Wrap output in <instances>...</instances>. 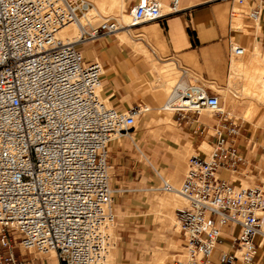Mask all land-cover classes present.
Returning a JSON list of instances; mask_svg holds the SVG:
<instances>
[{
    "label": "built area",
    "instance_id": "obj_1",
    "mask_svg": "<svg viewBox=\"0 0 264 264\" xmlns=\"http://www.w3.org/2000/svg\"><path fill=\"white\" fill-rule=\"evenodd\" d=\"M222 1L232 11L252 1L249 18L261 19L263 0ZM179 2L163 13L157 0H141L130 12L136 25L159 22L177 13ZM91 7L87 0H0V264H24L18 250L54 251L59 264H110L117 224L111 144L149 108L111 106L101 96L102 63L87 61L80 47L124 26L108 19L93 33L81 26L77 42L59 39ZM231 50L246 55L242 46ZM163 110L178 121L203 110L215 118L200 132L210 150L204 153L202 142L189 158L181 187L162 180L164 191L187 202L177 211L186 257L170 264H253L264 242V187L241 182L263 171L241 151L242 123L201 82L176 83ZM227 226L238 236L220 250Z\"/></svg>",
    "mask_w": 264,
    "mask_h": 264
},
{
    "label": "crops",
    "instance_id": "obj_2",
    "mask_svg": "<svg viewBox=\"0 0 264 264\" xmlns=\"http://www.w3.org/2000/svg\"><path fill=\"white\" fill-rule=\"evenodd\" d=\"M140 1L128 0L129 9L139 4ZM172 1L164 0L169 5V8L172 6ZM227 3L222 0H180L179 6H177L179 8L177 13L168 14L158 23L140 24L141 26L139 27L137 25L130 27V29L128 28V30H131L128 32V42L120 40L118 33V37L115 34L93 39V43H96L93 47L94 50L85 48L83 52L87 61L96 59L104 67L102 98L107 99L114 107L125 110L137 106L148 107V105L156 106L159 104L160 99L155 95L154 89L156 90L160 87L153 85L158 80L156 70L148 61L147 53L144 51L153 55L155 53L144 39L133 41L129 35L130 32H138L151 44L153 40L150 39L146 30L154 25L159 27L165 39V46L162 51L165 54L169 53L170 56H181L185 62H191L190 57H196L197 63H191L203 69V78L206 81H209L210 74L221 79L224 78L226 50L227 46H232L233 40L235 43L249 49L246 61L250 60L252 53L257 50L264 64V0L260 21L254 22L250 18H245L244 26L247 32H235V35L232 32L231 24L224 27L217 15V10L225 9L224 6ZM161 23L165 25V28L161 26ZM124 43H128V45ZM141 48H143V52H139L138 49ZM165 62L168 61H164L163 64ZM176 66L178 67L177 64ZM181 73L179 84L181 86L191 84L187 71L182 70ZM148 108L149 111L140 116V118L152 119L159 116L155 108ZM250 109V106L243 109L246 116ZM257 113L258 111L249 118L252 119ZM174 122L178 126L173 132H167L161 136L159 133L161 129H157L160 137H154L145 130L139 131L134 128L129 132L128 136L114 140L111 144V182L115 191V213L119 216L117 264H144L139 261H133V251L128 250V223L135 226L136 223L142 221L138 220L137 212L140 206L136 200V194L139 192L136 185L149 175L150 170L151 172H158L155 165L163 170H169L173 163L183 162L184 158L179 153L183 152L187 145H191L192 149H195L197 153L202 142L207 143L208 141L200 133L202 128L214 125L211 121L202 118V115L193 114H189L181 121L174 117ZM162 123L166 122L162 121ZM239 144L249 163L260 167L262 163L260 159L264 157V130H256L248 126L244 127ZM184 176L182 175V179ZM249 178L258 179L259 175L254 172L245 180ZM160 198L156 202L157 207L159 206ZM129 215H133V218L128 220ZM158 218L160 222H163V227H170L169 223L163 220L160 215ZM145 221L144 219L143 224L136 226L137 229L139 227H147ZM130 231L137 232L134 228H131ZM143 233L146 234L145 232ZM222 233L224 240L223 248H220V250L230 249L238 236V230L233 226H227L222 228ZM129 237L137 238L139 234H132ZM257 242L260 243V240L258 239ZM154 256L157 259L161 257L158 251H155ZM212 262L213 264H222L216 258ZM236 264L242 263L237 262ZM253 264H264V242L261 243Z\"/></svg>",
    "mask_w": 264,
    "mask_h": 264
},
{
    "label": "rangeland",
    "instance_id": "obj_3",
    "mask_svg": "<svg viewBox=\"0 0 264 264\" xmlns=\"http://www.w3.org/2000/svg\"><path fill=\"white\" fill-rule=\"evenodd\" d=\"M260 1L261 0H257L258 3H260ZM157 2L161 4L163 13H167L170 11L169 5L166 4L164 0H157ZM224 7L226 9V14H227L226 26H229V24H231L233 34L235 35L237 32L238 33L247 32V29L244 26V19L249 18L250 11L253 8L252 1H250L249 3L246 2L242 6L236 4L234 7L235 9H233V11H232V5L230 3L225 4ZM240 12L242 15L240 14ZM125 13L130 14L128 0L126 1ZM105 17L106 18L99 19L97 22H94L92 25H86L87 24L86 23L85 24L86 26H84V29L88 33H93L94 30L100 24L105 22V19H112V20L116 19L118 21H122L120 15L109 14V15H106ZM129 21L131 23L133 20L131 19L128 20V23ZM151 23H158V22L152 21V22L143 23L141 25H148ZM141 25H138L137 27ZM161 26L165 28V25H163L162 23H161ZM78 27L80 28L81 25L79 24ZM116 36L118 37L117 33H116ZM130 36L133 39V41L136 39H141V38L146 41L150 49H152V51L155 53V55H153L152 53L147 52L148 53L147 56L151 60H153V64H156V66L154 65V68L155 67L157 68L158 65H160V62L163 63L164 61H171L178 65L177 67L174 64L172 66L173 68L169 69L170 71V72L168 71V74L170 75L168 76L169 78L164 77V75L157 76L158 78V80L156 81L157 85L155 83L153 85L155 87L159 86L160 88L156 90L154 89V91L161 90L164 88V86H166L164 97L160 99L159 104H157L156 106L148 105V107H150L151 109L155 108L157 114L159 115L157 118H152V119H158V118L163 117L164 115H168L170 121H168L167 123L169 124L162 123L156 120H155L156 121L155 123L153 122L152 124H150L152 120L151 118L148 119L146 117L145 118L139 117L137 119L136 126H135L137 130L139 131L145 130L149 132L151 135H153L154 137H160V135L162 136L166 134L167 132H173L177 129L178 125L176 124V122H174L173 113L169 111H164L163 107L168 101V97L171 94V90L173 86L176 83H178V81L181 79L182 70L187 71L191 84L201 82L205 84L207 87H209L210 89H212L213 92L217 93L220 96V102L222 104V107L226 111V113L239 119L240 123H242L243 128L248 126L256 130L258 129L264 130V99H263L264 96L260 95V93L256 94V93L251 92L244 76L238 77L237 79L233 81L234 83L229 84V81H230L229 77L232 72V66H233L234 61H239L242 59V57H237L231 50V47H236V45H239L235 43L234 40L232 42V46H227L224 78L221 79V78H218V76L210 74L209 81H206L203 78V69L201 67H198L191 62H185L181 56L175 57V56H170L169 53L165 54L163 51L160 50L159 46L155 42L151 41L152 45L149 44V42L143 36H141L138 32H131ZM126 41L128 42V40ZM124 44L128 45V43H124ZM131 44L135 46L134 43H131ZM95 45L96 43H93V39H89V40H86L80 47L82 48V50H84L85 48L94 50L93 47ZM139 45H142V44H139ZM138 50L139 52L141 51L143 52V48L138 49ZM248 53H249V49H248L247 54L244 56V59H246V57L248 56ZM256 53L260 54L256 50L254 53H252V55ZM260 64L263 65L264 67V64L262 61L260 62ZM228 66H229V72H228ZM228 84L232 88H230ZM229 89L230 90L232 89V90L228 91ZM235 91H237L236 93L237 96L236 94L234 95L232 94V93H235ZM109 104L113 106L110 102ZM256 104H258L259 110H258L257 115L251 119L249 118L250 112L248 114L247 113L248 111H247L246 113L248 115L246 116L245 111H243V109L247 108V106H250V107L256 106ZM201 115H202V118L208 121H211L213 124H215V118L213 117L211 112H209L208 110H203ZM158 128L161 129V132H159L160 135L158 134V131H157ZM201 150L204 153H208L210 150V147L209 145H205L204 147L201 148ZM195 154H196V150L189 148L186 151L185 156L183 157L184 158L183 162L178 163V164L173 163L169 170H163L159 166L155 165L156 170L159 172L160 176L164 180L169 182L175 188L179 189L181 187L182 180H183L182 175H185L187 172L188 160L191 156ZM260 160L262 163L259 169L261 168L263 173L260 175L258 179L249 178L248 180H242L241 183L243 186L260 185L264 187V157H262ZM158 172H154V171L151 172L150 170L149 175H147V177H145L142 181H140L139 184L136 185L138 186V189H139V192L136 194V200H137V204L140 206L137 214H138V220H142V221H140L139 223H136L135 226L130 225L128 223V250L133 251V255H134L132 259L133 261H139L144 264H170L175 259L182 260V259H185L186 257L185 256L186 252L184 250L183 240L180 234V228H179V224L177 220V211L179 209H183L186 206L187 202L185 201L184 198L176 196V194L166 192L162 189V180H161V177H159ZM164 195H170V196L175 197L176 199V202L172 209L171 217L170 218L161 217L163 220L169 223L170 227L168 228L163 227V222L159 221V218H158L159 211L156 206V202L159 199V197H162ZM151 200L154 202V206ZM115 204H116V200H115ZM132 218H133V215H131L128 218V220ZM144 219L146 220L145 222H146L147 227H139L138 228L140 230L139 231L136 226L138 225L140 226V224H143ZM117 220H118L117 225L111 231L114 245L110 250V255H109L110 264H117L116 255H117V241H118L117 231H118L119 216H117ZM131 228L136 229L137 232L130 231ZM143 232H145L146 234H144ZM137 233L139 234V237L137 238L129 237L130 235L137 234ZM155 251H158L160 253L161 255L160 258L157 259L154 256ZM17 255L20 259H22L25 262L24 264H59L57 257L53 256L54 258H52L51 253L50 254L49 253L40 254L38 252H33L30 254L24 251L20 252L18 250Z\"/></svg>",
    "mask_w": 264,
    "mask_h": 264
},
{
    "label": "bare ground",
    "instance_id": "obj_4",
    "mask_svg": "<svg viewBox=\"0 0 264 264\" xmlns=\"http://www.w3.org/2000/svg\"><path fill=\"white\" fill-rule=\"evenodd\" d=\"M87 1H89L91 3L92 7L85 14V16L83 18H81L80 25L83 27L86 25H92L94 22H97L99 19L106 18L105 16L109 15V14L120 15L122 21H118L116 19L115 20L119 23L120 26H124L125 28L118 31L117 33L119 34V36L121 38V39L119 38L120 40L127 42L126 40H128V32L131 31V30H128V28L130 29V27L137 26L134 23L133 15L131 14V12H130V14L125 13L127 0H87ZM144 1H147V0H144ZM240 14H241V12H240ZM217 15L221 21V24L225 27L226 26V17H227L226 9L223 8V9L217 10ZM130 19L133 21L131 23L129 21V23H128V20H130ZM107 20L108 19H105V22ZM78 25H77V23H73V24H70V25L64 27L58 35L59 39L65 44L79 41L83 36V32H82L81 27L79 28ZM146 32L149 35L150 39H152L159 46L160 50L162 51V48L165 46V39H164L159 27L157 25H154V26L150 27V29H147ZM130 33H129V35H130ZM236 46H239V45H236ZM243 48H245V47H243ZM245 50H246V54H247L248 49L245 48ZM144 52L147 53L146 51H144ZM237 57H240V56H237ZM147 59L152 64L153 67H154V65L156 66V64H153V60H151L148 56H147ZM190 60L193 63H197L196 57H190ZM261 61H262L261 55L258 53L251 55V58L248 61H246L244 59V56L242 57L241 60L234 61L233 66H232V72H231V75L229 77V80H230L229 84L234 83L233 81L235 79H237L238 77L244 76L251 92L256 93V94L260 93V95L264 96V67H263V65L260 64ZM173 65H174V62H171V61L165 62L164 64L160 63V65H158L157 68L155 67L156 75L157 76L164 75V77L169 78L168 76H170V75L168 74V71L170 68H173L172 67ZM229 84H228V86H229ZM230 88H232V87H230ZM165 90H166V86H164V88L161 90L155 91V95L159 99H162V97H164ZM231 90L229 89L228 91H231ZM236 93H237V91H235V93H232V94L234 95ZM236 96H237V94H236ZM169 97H168V100H169ZM235 98H237V97H235ZM252 102H253V100H252ZM167 103H168V101L166 102L165 106L167 105ZM258 108H259L258 104H256V106L251 107V109L249 111L250 114L248 113L249 117H252L258 111ZM155 120L160 121V122L163 121L166 123L168 121H170L168 115H164L163 117L158 118V119H152L151 122L155 123L156 122ZM205 145H208V144L204 143L202 147H204ZM189 148H192L191 145H187V147L184 149V151L180 152L179 154L182 157H184L186 151ZM159 177H161V176H159ZM161 180H164V179L161 177ZM164 181H166V180H164ZM168 184H170V183L168 182ZM171 186H173V185H171ZM169 193H173V194H176V196L182 197L179 193H176V192H169ZM175 202H176V199L173 196H170V195L162 196L160 198V201H159V206L157 207L160 217L170 218ZM50 253L52 255V258H54L53 256H56V253L54 251H52Z\"/></svg>",
    "mask_w": 264,
    "mask_h": 264
}]
</instances>
